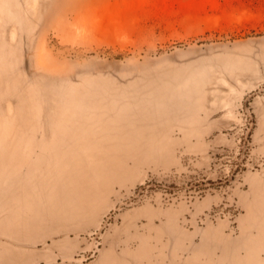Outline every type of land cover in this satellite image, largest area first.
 <instances>
[{"label":"rangeland","instance_id":"rangeland-1","mask_svg":"<svg viewBox=\"0 0 264 264\" xmlns=\"http://www.w3.org/2000/svg\"><path fill=\"white\" fill-rule=\"evenodd\" d=\"M0 264H264V0H0Z\"/></svg>","mask_w":264,"mask_h":264},{"label":"water","instance_id":"water-1","mask_svg":"<svg viewBox=\"0 0 264 264\" xmlns=\"http://www.w3.org/2000/svg\"><path fill=\"white\" fill-rule=\"evenodd\" d=\"M24 41H25V36H24ZM137 197H138V194H135L132 198H130V199H128V200L122 202L121 204H119V205L113 210V212L109 215V217H108L107 220L105 221V223H104V225H103L102 228L105 227V225L107 224L108 220L111 219V217H112V215H113L114 213H116L119 209H121L122 207H124V206L127 205L128 203L132 202V201H133L135 198H137ZM102 228H101V230H102Z\"/></svg>","mask_w":264,"mask_h":264},{"label":"crops","instance_id":"crops-1","mask_svg":"<svg viewBox=\"0 0 264 264\" xmlns=\"http://www.w3.org/2000/svg\"><path fill=\"white\" fill-rule=\"evenodd\" d=\"M135 195V194H134ZM133 195V196H134ZM132 196V197H133ZM132 197H130V198H132ZM140 197V195L137 197V198H135L132 202H130V203H128L127 205H125L124 207H122L121 209H119L116 213H114L113 215H112V217H111V219H113L116 215H118L119 214V212H122L124 209H127V208H130L131 206H133V204H134V202H136L137 200H138V198ZM129 198V199H130ZM121 204V203H120ZM116 208V207H115ZM114 208V209H115ZM113 209V210H114ZM113 210L110 212V214L113 212ZM109 214V215H110Z\"/></svg>","mask_w":264,"mask_h":264}]
</instances>
